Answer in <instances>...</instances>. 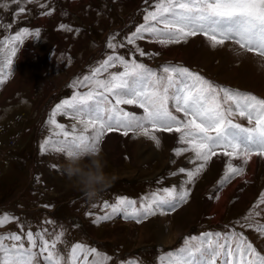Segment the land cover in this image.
Wrapping results in <instances>:
<instances>
[{
	"label": "rangeland",
	"instance_id": "rangeland-1",
	"mask_svg": "<svg viewBox=\"0 0 264 264\" xmlns=\"http://www.w3.org/2000/svg\"><path fill=\"white\" fill-rule=\"evenodd\" d=\"M152 3L153 0L147 3L145 0H18V3L0 0V5H6L0 7V41L24 26L32 33L40 29L38 38L29 35L23 38V44L17 45L18 51L12 58L11 76L0 84V148H16L15 162L0 157V202H3L0 207L12 214L13 210L5 207H13L15 203V211L21 210L24 216L36 209L37 213H31L37 215V220L32 222L36 228L32 231L47 225L49 231V226L53 229V233L62 231V240L66 244L70 239L69 233L75 239L94 241L99 246L93 247L100 255L103 249L111 256L109 264H114L115 260L129 259L128 256L138 257L142 264H159V258L164 254L162 250L155 251L156 246H163V249L183 246L184 238L191 237L194 232L228 222L247 230L252 241H256V247L264 251V235L248 226L264 221V215L253 220L246 219L264 192V158L258 157L255 172H251L249 162L243 176L235 177L221 186L219 180L224 171L222 161L226 158L213 157L194 182L187 185L191 196L174 212L157 213L140 223L131 219L122 220L119 216L94 222L97 213L104 212L100 209L102 200L112 201L117 198L116 195L125 194L135 195V200L140 201L151 193L148 190L183 186L186 176L178 169H192L194 165L188 162L192 153L187 152L179 157L174 155L176 147L186 146L177 143L178 134L157 133L161 140L157 147L143 136L133 138V133L128 136L117 131L107 133L99 147L106 162L105 171L114 179L91 201L66 181L62 172L65 161L63 153L41 152V144L49 137L52 140L62 139L53 135L54 130L47 123L55 106L64 99H70L76 90H89L73 89L69 85L84 75H90L91 70L108 55H122L129 61L135 59L158 72L165 64L187 67L196 73L198 69L214 79L216 85L226 88L233 85L240 91L264 97V58L253 59V53L243 50L244 54L240 52L237 55L233 49L238 45L232 43L213 48L199 35L189 38L187 43L168 46L145 39L136 42L145 51V55L140 56L134 46L126 44V37L144 23L146 9L154 10L149 7ZM20 7L25 11L19 12ZM46 12H51V15H44ZM62 24L71 31L62 30ZM110 38H114L112 42L117 45L124 43L125 47L108 48ZM2 56L3 52H0ZM203 59L207 63L202 66L200 63ZM86 63L89 65L82 68ZM108 71L120 72L123 68L117 65ZM107 75L103 73L100 78ZM121 107L126 111L133 112L134 108L138 114L143 113L134 105ZM237 120L247 126V122L240 117ZM57 121L65 123L66 127L71 122L69 118L59 115ZM137 153L142 157L138 159ZM50 156L56 165H52ZM134 161H144L142 168H137ZM173 172H177V175H173ZM75 195L78 198L73 199ZM45 206H56L52 215L58 217L70 218L76 213L80 214L84 227L73 233L71 227L75 226L74 222L67 219L48 220L52 215L46 216L40 210ZM18 228V222H12L0 228V234ZM214 229L226 234L222 230H226L224 227ZM164 235L172 236L175 240L165 246ZM58 247L63 248L65 244L61 243ZM217 264H220V260Z\"/></svg>",
	"mask_w": 264,
	"mask_h": 264
},
{
	"label": "snow or ice",
	"instance_id": "snow-or-ice-1",
	"mask_svg": "<svg viewBox=\"0 0 264 264\" xmlns=\"http://www.w3.org/2000/svg\"><path fill=\"white\" fill-rule=\"evenodd\" d=\"M13 2L18 3V0ZM149 7L154 10L146 9L144 23L126 37V44L134 46L140 56H144L145 51L137 46L139 40L168 46L187 43L189 38L199 35L213 48L232 43L238 45L233 49L237 55L243 50L264 58V0H153ZM24 11L20 7L19 12ZM43 14L51 15V12ZM60 28L71 31L63 24ZM29 35L38 38L40 29L32 33L28 27H23L0 41L3 46L0 47L3 52L0 84L10 78L17 45L23 44V38ZM112 39H109L108 48L125 47L124 43L117 45ZM117 65L123 71L109 73V68ZM103 73L108 75L101 79ZM69 86L89 90H76L70 99L55 106L47 123L52 126L53 135L62 139H46L41 144L42 153L54 151L66 157L73 147L84 143L99 151L102 138L114 131L123 136L133 133V138L143 136L157 147L161 143L157 133L174 132L178 134L177 143L186 145L176 147L174 155L192 153L188 162L194 168L178 169L186 176L183 186L162 187L140 201L117 197L115 202L103 204L101 211H108L96 216L94 222L123 215L125 220L140 223L157 213L163 215L175 210L187 202L191 194L187 185L194 182L213 157L226 158L222 161L221 186L243 176L253 156L264 158V98L216 85L187 67L165 64L158 72L135 59L129 61L122 55H108L90 75H84ZM122 105H134L143 113L126 111ZM58 115L69 118L71 122L67 127L57 121ZM237 116L246 120L247 126L235 122ZM172 174L177 175V172ZM261 205H264V192L246 219L264 215ZM16 220L11 214L0 215V228ZM248 226L253 227V224ZM19 227V233L0 234V264H109L112 259L101 256L95 247L81 243L67 246L62 240V231L58 234L47 229L34 232L31 225L23 222ZM255 227L264 235V225L257 223ZM61 243L65 247L59 248ZM90 256L93 259L89 260ZM159 260L160 264H217L218 260L220 264H264V254L241 234L216 232L185 237L182 247L166 252ZM118 264H137V261L125 259Z\"/></svg>",
	"mask_w": 264,
	"mask_h": 264
},
{
	"label": "clouds",
	"instance_id": "clouds-1",
	"mask_svg": "<svg viewBox=\"0 0 264 264\" xmlns=\"http://www.w3.org/2000/svg\"><path fill=\"white\" fill-rule=\"evenodd\" d=\"M105 168L101 151L84 143L76 145L66 155L62 172L68 184L91 201L114 179Z\"/></svg>",
	"mask_w": 264,
	"mask_h": 264
},
{
	"label": "bare ground",
	"instance_id": "bare-ground-1",
	"mask_svg": "<svg viewBox=\"0 0 264 264\" xmlns=\"http://www.w3.org/2000/svg\"><path fill=\"white\" fill-rule=\"evenodd\" d=\"M241 52H242V50H241ZM243 53V52H242ZM244 54V53H243ZM251 57L253 58V59H259V60H263V58H261V57H257V56H255V55H251ZM204 58V57H203ZM206 58V57H205ZM207 63V60L206 59H203V61L200 63V65H204V64H206ZM143 141V140H142ZM141 141V142H142ZM147 145V144H146ZM150 146V145H149ZM147 147H148V145H147ZM154 152H156V151H153V153ZM160 154V153H159ZM137 155H139L138 153H137ZM146 155V154H145ZM139 157H142V156H138V159H139ZM148 159V158H147ZM145 160V159H144ZM258 160V157L257 156H253L252 157V159H251V161H250V170H251V172L253 173V172H255L256 171V161ZM143 162L144 161H140L139 163H136L135 161H134V163L136 164V166H137V168H139V166L142 168V165H143ZM143 174L145 173V170L142 172ZM247 196V195H246ZM22 197V196H21ZM167 235V234H166ZM160 236H161V234H160ZM172 237V236H171ZM170 236L168 237V236H163V240L165 241V246H167V245H169L170 243H172L173 242V240H175V238H171ZM159 239H161V238H159ZM162 240V239H161ZM162 243V242H161ZM160 243V244H161ZM164 246V247H165ZM163 249V246H161L160 247V250H162Z\"/></svg>",
	"mask_w": 264,
	"mask_h": 264
},
{
	"label": "crops",
	"instance_id": "crops-1",
	"mask_svg": "<svg viewBox=\"0 0 264 264\" xmlns=\"http://www.w3.org/2000/svg\"><path fill=\"white\" fill-rule=\"evenodd\" d=\"M47 152H48V151H47ZM47 154H48V153H46V157H47ZM50 157H51V159H52V163H53L52 165H56V164L54 163V159L52 158V156H50ZM46 160H47V159H46Z\"/></svg>",
	"mask_w": 264,
	"mask_h": 264
}]
</instances>
